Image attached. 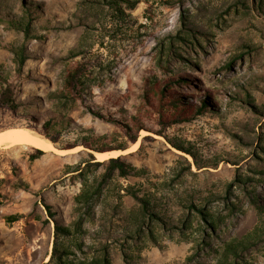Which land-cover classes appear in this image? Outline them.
<instances>
[{
	"label": "rangeland",
	"instance_id": "1",
	"mask_svg": "<svg viewBox=\"0 0 264 264\" xmlns=\"http://www.w3.org/2000/svg\"><path fill=\"white\" fill-rule=\"evenodd\" d=\"M111 1L0 0V132L57 140L0 146V264H55L56 224L73 264H264V0ZM158 83L202 112L163 127Z\"/></svg>",
	"mask_w": 264,
	"mask_h": 264
},
{
	"label": "trees",
	"instance_id": "2",
	"mask_svg": "<svg viewBox=\"0 0 264 264\" xmlns=\"http://www.w3.org/2000/svg\"><path fill=\"white\" fill-rule=\"evenodd\" d=\"M116 0H112L111 2H115ZM17 24H19L16 21ZM23 30L26 34H30V22H23ZM14 24V21H12ZM87 67L84 62H77L74 66L67 70L65 75V88L67 93H63V96L66 97H79L83 99L82 96V78L84 73L86 72ZM167 81V80H165ZM154 95H157L159 105V123L165 127L167 125H171L173 123H178L187 119L192 118L195 114L202 112L201 108L196 107L194 104H191L189 107H180L178 106V96L175 95V91L170 88H165L164 84H156L153 91ZM148 98H150L148 96ZM0 106L8 107L10 109H15L17 107V103L15 101V95L10 89H6L3 91L2 96L0 98ZM167 107L170 111H166L164 108ZM139 126L123 122L121 123V128L123 133L127 136V142L124 144H119L114 148H109L107 145L97 147V151H108L110 149H125L129 147V143H134L138 139ZM46 137L49 138L52 142H57L55 137L45 133ZM45 151L43 149L37 148L35 153L30 154V159L39 158L43 155ZM106 161H96L97 164H104ZM118 170L121 175L130 174L134 168L127 164L125 161L121 159V157H110L107 160V169L104 173L105 178L109 177L110 174ZM93 195L89 194L88 190H83L79 195L76 196L77 202H87L89 201ZM146 204L149 203L148 200L144 199ZM146 208V207H145ZM7 222H14L18 219V214H7L4 216ZM77 230L79 228L78 224L76 226ZM72 230L70 227H66L65 225L56 224L55 225V240L53 243V249L51 252V256L49 262H54L55 264H73L68 259V250L65 249L60 240V235H70ZM104 260L109 262L107 256H104Z\"/></svg>",
	"mask_w": 264,
	"mask_h": 264
},
{
	"label": "bare ground",
	"instance_id": "3",
	"mask_svg": "<svg viewBox=\"0 0 264 264\" xmlns=\"http://www.w3.org/2000/svg\"><path fill=\"white\" fill-rule=\"evenodd\" d=\"M4 143L12 144H30L37 148H41L46 151H52L56 149L54 143L49 138H43L33 132L19 128L10 129L4 132H0V146ZM97 160H107L109 157L116 156L119 151H95Z\"/></svg>",
	"mask_w": 264,
	"mask_h": 264
},
{
	"label": "water",
	"instance_id": "4",
	"mask_svg": "<svg viewBox=\"0 0 264 264\" xmlns=\"http://www.w3.org/2000/svg\"><path fill=\"white\" fill-rule=\"evenodd\" d=\"M125 149H127V148H125ZM99 152H103V151H99ZM121 156H123V155H119V156H116V157H121Z\"/></svg>",
	"mask_w": 264,
	"mask_h": 264
}]
</instances>
